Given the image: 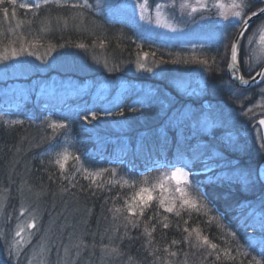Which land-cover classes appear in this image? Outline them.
Masks as SVG:
<instances>
[{"label":"trees","instance_id":"obj_1","mask_svg":"<svg viewBox=\"0 0 264 264\" xmlns=\"http://www.w3.org/2000/svg\"><path fill=\"white\" fill-rule=\"evenodd\" d=\"M90 1L96 10L106 11V0ZM249 1L248 13L262 6L260 0ZM53 6L42 4L32 11L16 8V17L11 16L10 6H0V55H10L15 48L23 55L52 53L68 60L83 56L93 61L95 57L109 68L96 70L93 79L144 84L148 79L131 75L125 67L133 58L148 53L165 65L187 59L202 66L209 85L201 100L172 92L178 96L171 104L175 106L164 111L159 98L146 96L134 84L116 95L80 89L78 85L88 77L72 71L0 80V264L14 263V231L28 216L35 217L36 228L26 254L38 244L45 245L51 260L64 254L65 263L80 258L83 264H100L103 259H107L105 264H239L241 259L243 264L254 260L264 264V232L259 228L264 204L257 208L264 186L259 179L256 184H246L240 175L257 173L264 157L249 143L245 132L249 125L244 126L241 118L233 115L245 113L258 101L259 93L258 88L240 90L227 77L234 37L216 56L192 57L140 44L133 30L119 28L104 16L101 20L91 11ZM3 7H9L8 18ZM241 68L246 77L253 75ZM179 107H195L196 112L174 123L173 111ZM51 124L65 127L53 129ZM117 125H123L126 132H115ZM65 153L70 158L62 173L56 160ZM81 168L89 172L108 169L96 181L102 187L84 179ZM174 168L191 170L188 196L199 197L207 207L189 212L176 203L174 212L166 213L155 199L138 227H125L127 213L117 214L114 209H124L125 200L146 182ZM125 180L135 186L129 187ZM161 194L157 192L156 197ZM213 217L216 219L209 223ZM68 222L71 228H67ZM164 223L169 226L164 228ZM145 226L150 230L155 226L151 241L144 234ZM185 227L190 231L199 227L218 249L197 245L195 232L191 241H186L189 233ZM80 241L83 243L77 249L74 245ZM113 247L118 255L107 253ZM226 248L235 260L223 255ZM26 254L18 264H24Z\"/></svg>","mask_w":264,"mask_h":264},{"label":"rangeland","instance_id":"obj_2","mask_svg":"<svg viewBox=\"0 0 264 264\" xmlns=\"http://www.w3.org/2000/svg\"><path fill=\"white\" fill-rule=\"evenodd\" d=\"M90 2L88 0L91 7L79 9L91 11L98 18L100 17L101 20V16H104V19L109 23L119 26V28L124 30H133L134 38H137L140 44L150 45L157 49L173 50L175 53H184L192 57L209 54L216 56L220 51V47L227 44L231 37L233 39L236 35L235 33H237V29L240 27L234 19L230 21L221 20L217 15L219 9L212 7L214 3H221L227 6L232 0H207L209 10L197 11L195 13H192L190 8H181V5H196L197 0H106V11L96 10ZM247 2L250 4L249 0ZM40 3L41 5L44 4L42 2ZM74 3H83V0H58V3L53 2L49 4L51 6L54 4L53 7L56 9L65 10V5ZM141 4L145 5L143 10L140 7ZM158 5L159 9H157ZM158 19L160 24L157 23ZM161 25H169L170 27H163ZM262 27H264V21L254 26L245 37L241 46V65L248 74H253L264 64V44L260 41V29ZM173 28L176 30L173 31ZM250 39L252 43H249ZM258 58L260 63H257ZM68 59L52 53L41 55H23L16 53L15 59H8L0 63V80L27 79L35 74H44L50 71H72L78 75L88 77L84 84L78 85L80 89L94 90L96 93H114L116 95L120 89L134 84L135 89L143 92L146 96L159 98L163 102L164 111H167L169 107L173 108L175 106H171V104L176 102L175 98L178 96H175L172 92L176 91V94L187 99L201 100L205 98L209 85L206 70L202 69V66H194L196 65L194 63L190 64V61L187 59L183 60V62L180 61L181 64L165 65L150 56L144 59L143 54L133 58L125 68L133 76L148 79L147 83L145 82L144 84L132 83L126 79H121L115 83L93 79L92 74L96 70H107L109 65H105L102 59L95 57L93 58L94 61L83 56L77 59ZM138 64H143L145 69H151V71L138 68ZM165 87L166 89H164ZM262 89H264V84L258 89V101L246 110L245 113L247 114H233L241 118L240 121L242 124H245L244 126L249 125L248 131L246 130L245 132L248 134L250 145L261 158L264 157V147H262L264 142L257 121L259 118L264 117V106H262L264 105V93H262ZM181 108L179 107L173 111L174 116L171 119L172 122L177 123L178 120L196 112L195 107ZM233 115L229 117L233 119ZM208 127L211 126L208 125ZM115 132L124 133L126 129L123 125H117ZM231 137L233 138V136ZM161 169L162 167L157 168V170ZM172 171L146 182L143 186L152 188L154 196L160 191L162 193L160 197H163L166 203L175 201L179 204L180 194L171 190L175 187V181L170 179V173ZM240 175L246 184H256V182H259L257 173H240ZM180 187L184 188L185 186L181 183ZM261 204H264V195L262 196V202L257 207L258 209H261ZM1 205L0 200V209ZM31 220L32 218L29 216L24 217V220L20 221V224L17 225L14 231V239L11 244L14 254L13 264L19 263V259H22L26 254V246L32 242V229L26 227L27 223ZM67 224V228H71V224L70 226L69 222ZM19 227H24V232L22 233L24 240L28 241L30 239L31 241L30 243H25L22 248L14 246L15 240L19 239L15 237V232ZM40 247L38 244L31 249L29 254H26L24 264H41L42 261L43 264H83L80 258L74 262L65 263L64 254H60L57 259L51 260L47 250L43 256L40 254ZM106 260L103 259L99 262L100 264H105L107 262Z\"/></svg>","mask_w":264,"mask_h":264},{"label":"snow or ice","instance_id":"obj_3","mask_svg":"<svg viewBox=\"0 0 264 264\" xmlns=\"http://www.w3.org/2000/svg\"><path fill=\"white\" fill-rule=\"evenodd\" d=\"M57 2L58 0H43V3L45 5L49 3ZM7 4L8 6L11 7V16L16 17V8L27 10V11H32L33 9H39L41 8V3L36 2L34 4L32 3H24V2H18V0H0V6H3ZM65 6H70L72 8H89L91 5H89L88 0H83V3H74L71 5H65ZM141 9L143 10L145 5L141 4L140 5ZM212 7H215L219 9L217 15L218 17L223 20V21H230L232 19L236 20L240 26V33L237 35V37L234 39L231 49H230V62L228 64V68L231 73V78L234 81H240L241 84L243 85H248L250 83H255L257 81V78H259L261 81H264V68H262L259 71H256L255 76L251 78V80L244 79V76L240 73L239 71V65L241 64V59H240V51H241V40L244 36V33L248 30L249 27V21L252 19V17H257L264 15V7L259 8L256 11H252L251 15L248 14V10L250 9V4L247 2V0H232L230 4L225 6L224 4L221 3H214ZM181 8H190L192 13H195L197 11H207L209 10V5L207 0H197L196 5H188V4H182ZM226 8V10H225ZM157 9H159V5L157 6ZM2 12L5 18L9 17V7H3ZM159 15V12H158ZM157 23L160 24L159 19L157 20ZM163 27H170L169 25H161ZM175 31L176 29H172ZM260 41L262 44H264V27L260 29ZM249 43H252V40H249ZM80 47H83V45H79ZM10 55L3 54L0 55V63L8 60V59H15L16 58V49L13 48L10 50ZM31 55V52H29ZM154 55V54H153ZM148 53L143 54V58L147 59ZM39 59V57H37ZM200 63L206 64V60H201ZM257 63H260L259 58L257 59ZM138 68L145 70V71H151V69H145L143 64H138ZM262 93H264V89L261 90ZM264 106V105H262ZM251 111V109H249ZM247 114V113H245ZM122 115V113H121ZM96 117L93 116V119ZM261 125H264V119H261L259 121ZM50 127L53 129L55 128H63L65 125L62 124H51ZM264 147V145H262ZM70 156L68 154H61V158H58L56 160L57 166L60 168L61 172L64 173L67 171V161L69 160ZM75 159L78 161L79 157H75ZM82 173H84V179H87L90 181L91 185L97 186V187H102V185H97L96 181L98 178H100L103 175V172H108V169H104L103 171H97V172H89L87 169L81 168L79 169ZM116 170L112 169L111 170V175L113 177L116 176ZM191 174V170L184 171L181 168H174L173 171L170 173V179L175 181V187L171 189L172 191L179 193L180 194V201H179V207L181 209L187 210L189 212L191 211H196L199 212L201 208H206L207 206L201 202V199L199 197L195 199H190L188 196V193L186 191L187 188L191 187L190 181L188 179L189 175ZM110 183H119V181H109ZM124 184H127L129 187H134L135 182H130L125 180L123 182ZM184 184V188L180 187V184ZM163 187V186H161ZM198 191V189H197ZM154 199L158 200V205L160 208H163L164 212L166 213H173L174 210L177 207V204L175 201H172L170 203H166L165 199L163 197H156L153 194V189L142 186L139 188L138 191L134 193V195L130 199L125 200V208H115L114 211L117 214H120L121 212H126L127 215L124 216V220L127 222V224H131L133 227H138L140 223V218L144 217L145 211L151 207L152 201ZM175 214L177 216L180 215L179 211H176ZM21 216L24 215V212L21 211L20 213ZM135 218V219H133ZM115 219V216H114ZM151 217H149V220ZM165 220H167V217H164ZM216 218L213 217L209 223L212 222V220H215ZM185 224H187V221H185ZM169 225L167 223L163 224L164 228H167ZM26 227L28 229H35L36 228V223H35V217L32 218L30 222L27 223ZM259 228L261 232H264V217H261L260 222H259ZM155 226H152L151 230L145 226L144 227V234L149 238V241H151L152 233L155 231ZM184 231L186 233H189V236L186 237V241H191V233L195 232L196 233V241L197 245L200 247L207 246L208 249L215 251L218 249V244L213 243L212 241L209 240L207 235H203L200 228L196 227L193 228L191 231L189 230L188 227L184 228ZM24 232V227H19L18 230L15 232V237L19 238L15 240V245L16 247H21L25 243H30V239L28 241L24 240V237L22 233ZM83 241H80L79 243L75 244L74 246L78 249ZM173 244H176L177 241H172ZM227 243V241H226ZM197 245H193L194 247ZM47 251H50V249H46L44 245H41L40 247V254L43 256L44 253ZM11 252V249H9ZM66 255L68 250L66 249ZM109 255L111 254H119L118 249L113 247L111 249L106 250ZM165 251H168L167 248H165ZM223 255L225 257H228L232 260H235V257L231 253L230 248L223 249ZM172 256H176V252H171L170 253ZM211 254V253H210ZM246 255V254H245ZM216 259H220V255L217 254ZM43 264V261L41 262ZM239 264H243V260L241 259L239 261ZM250 264H260V261H253L250 262Z\"/></svg>","mask_w":264,"mask_h":264},{"label":"water","instance_id":"obj_4","mask_svg":"<svg viewBox=\"0 0 264 264\" xmlns=\"http://www.w3.org/2000/svg\"><path fill=\"white\" fill-rule=\"evenodd\" d=\"M262 7H264V6H262ZM249 15H251V14H249ZM263 18H264V15L257 16V17H252V19L249 21V27H248V30L244 33V36H243V38H242V40H241V46H242V43H243V41H244L246 35H247L248 32L251 30V28H252L256 23H258L260 20H262ZM240 30H241V29H239V31L237 32L235 38H236L237 35L240 33ZM235 38H234V39H235ZM233 41H234V40H233ZM232 43H233V42H232ZM240 53H241V51H240ZM230 54H231V53H230ZM229 58H230V56H229ZM229 62H230V60H229ZM228 64H229V63H228ZM262 68H264V65H263L262 67H260L257 71L261 70ZM239 71H240V73L243 75L242 70H241V66H240V65H239ZM243 76H244V75H243ZM253 76H255V74H254ZM253 76H252V77H253ZM227 77H228V79L231 81V83H232L233 85H235L237 88H239V89H241V90H244V91H247V90L253 89V88L259 86V85L263 82V81H261L259 78H257V81H256L255 83H250V84H248V85H243V84L240 83V81H234V80L231 78V73H230V70H229L228 67H227ZM252 77H250V78H246V77L244 76V79L251 80ZM261 119H264V118H261ZM261 119H259V120L257 121V124H258V126H259V128H260V130H261L262 139H263V141H264V125H261V124L259 123V121H260ZM258 174H259V178H260L261 182L264 184V161L261 163V165H260V167H259V172H258Z\"/></svg>","mask_w":264,"mask_h":264}]
</instances>
